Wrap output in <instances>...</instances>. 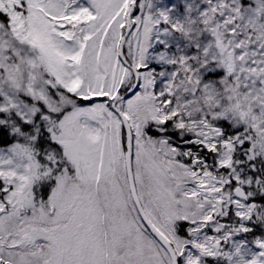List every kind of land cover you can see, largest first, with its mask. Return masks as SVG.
<instances>
[{"label": "snow or ice", "instance_id": "6c2138e0", "mask_svg": "<svg viewBox=\"0 0 264 264\" xmlns=\"http://www.w3.org/2000/svg\"><path fill=\"white\" fill-rule=\"evenodd\" d=\"M0 264H264V0H0Z\"/></svg>", "mask_w": 264, "mask_h": 264}]
</instances>
